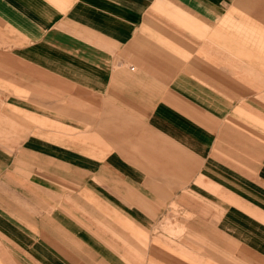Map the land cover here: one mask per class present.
Returning <instances> with one entry per match:
<instances>
[{
    "label": "crops",
    "instance_id": "obj_1",
    "mask_svg": "<svg viewBox=\"0 0 264 264\" xmlns=\"http://www.w3.org/2000/svg\"><path fill=\"white\" fill-rule=\"evenodd\" d=\"M11 22L15 61L0 43V72L26 62L70 87H153L157 101L138 115L127 99L144 124L123 135L142 139L122 157L107 137L106 159L67 135L9 139L0 115V264H263L264 160L247 154L264 150V0H0V31Z\"/></svg>",
    "mask_w": 264,
    "mask_h": 264
},
{
    "label": "rangeland",
    "instance_id": "obj_2",
    "mask_svg": "<svg viewBox=\"0 0 264 264\" xmlns=\"http://www.w3.org/2000/svg\"><path fill=\"white\" fill-rule=\"evenodd\" d=\"M223 11V8H216L215 17L221 16ZM216 19L218 18L216 17ZM219 24H216L215 29L217 31L221 30L223 26V24ZM10 25L9 27L7 26L5 34L0 31V37L3 38L0 39V43L7 52V60L14 62V56H11L10 52L16 50L17 41L14 34L16 24L11 22ZM232 26H235L236 31H238V23ZM18 27L21 28V25L18 24ZM30 28V24H23L24 47H31V40L27 38L31 34ZM34 47H38L39 51L44 49V51L52 52L50 50L51 46L47 41H35ZM49 57L55 58L53 55H49ZM140 58L143 60V58L147 57ZM153 58L151 57L150 59L153 60ZM150 63L159 71L156 74L165 75L172 72L169 67L165 70L164 65L160 63ZM5 67L6 72H2L3 69L0 72L6 76V79L0 77V115L6 118V126L11 130L12 135L8 136V138L18 139V136L14 135L15 130L21 128L24 144H33L39 140L40 145L47 142H54L58 145L62 143L64 135H67V138H70L72 149L84 148L87 153L91 155L102 154V156L104 155L103 158L106 159L110 157V149H112V144L110 145L107 141V137H113L115 139L113 146L117 145V148L114 149L118 151L120 150L118 145L120 143L124 145L121 148V156L124 157L127 153L125 148L128 143L127 138L131 140L139 137H130L123 135V133L131 131L132 128L129 129L131 126L143 127L142 124H144L142 120H128L130 113L126 104L127 99L134 96V99L138 101L133 110L138 115H142L146 99L151 98L152 103L157 101V95L155 96L153 87L148 90L137 83L135 86L130 85L131 87L112 88L106 84L102 88H89L88 86L85 87V82L82 81L78 82L80 86L70 87L68 82H65L60 77H54L51 73L40 72L36 70V66L26 62L23 63L22 73H16L10 66ZM130 69L133 70L134 68ZM153 73L155 74V71ZM15 85L19 87L17 88ZM150 90L151 94H149ZM250 122L252 123L253 120H250ZM102 132L106 133V135L99 134ZM16 134H18V131ZM139 139L141 140L142 138ZM247 144H251V142L248 141ZM60 147L58 148L62 149ZM101 148L103 149L102 153L99 152ZM117 151L112 150L114 154H117ZM247 156L248 161L255 159V156L257 159L264 160V150L263 152H248ZM85 158L91 159L89 157ZM88 169L97 170L94 166H89ZM104 170L106 171L105 173L112 176L110 167L104 168ZM247 171L249 176H251L252 170ZM71 177L72 179H77L80 174L77 171H72ZM113 181L114 179L111 180V183ZM121 181L124 183L119 182V184L115 183V185L126 192V181ZM256 190H258L257 187ZM260 190L261 192L263 191L264 197V183L263 188ZM179 233L178 231L172 232V234L177 235ZM191 237L196 238L193 234L185 236L184 233V238L190 239ZM236 259L232 255L230 264H245L244 262L238 263ZM247 260H251L249 255Z\"/></svg>",
    "mask_w": 264,
    "mask_h": 264
}]
</instances>
